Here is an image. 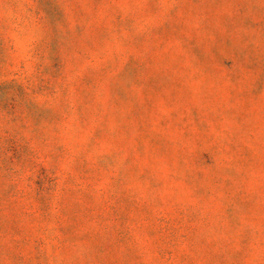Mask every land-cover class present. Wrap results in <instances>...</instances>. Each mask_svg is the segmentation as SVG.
I'll return each instance as SVG.
<instances>
[{
  "label": "rangeland",
  "instance_id": "rangeland-1",
  "mask_svg": "<svg viewBox=\"0 0 264 264\" xmlns=\"http://www.w3.org/2000/svg\"><path fill=\"white\" fill-rule=\"evenodd\" d=\"M0 264H264V0H0Z\"/></svg>",
  "mask_w": 264,
  "mask_h": 264
}]
</instances>
